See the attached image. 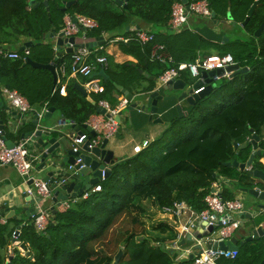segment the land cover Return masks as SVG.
I'll use <instances>...</instances> for the list:
<instances>
[{"label":"trees","instance_id":"1","mask_svg":"<svg viewBox=\"0 0 264 264\" xmlns=\"http://www.w3.org/2000/svg\"><path fill=\"white\" fill-rule=\"evenodd\" d=\"M30 1L0 0V45L16 46L22 37H32L36 41L31 48L34 49L45 37V29L52 26L58 31L59 27L54 26L56 20L62 19L65 14L59 9L62 6L60 2L52 4L53 7L49 3L48 16L42 0H33L34 4ZM39 1L40 5L34 8ZM207 1L217 20H221L220 16L226 18L230 3L231 28L233 24L239 27L255 2L213 0L214 7L211 0ZM113 3L81 0L67 12L97 22V29L86 34L88 38H95L97 43L103 40L102 34L124 24L127 14L151 25L165 26L173 1L128 0L126 9H116ZM263 22L264 0H258L249 21L242 28L247 38H240L232 31L226 33L228 42L217 46L218 49L227 45L233 47L234 52L226 54L249 71L226 79L215 87L210 95L190 107L184 118L172 122L164 137L133 157L113 164L108 177L99 184L101 191L89 192L87 199L75 200L64 212L53 208L50 211L51 221L44 233L38 234L30 223L24 224L17 238L18 245L11 254L3 250L6 247L4 231L7 226L0 225V264H112L120 249L122 255L118 264H173V254L164 249L163 244L168 239H175L176 234L162 222L153 224L149 229L145 227L149 208L144 203L148 202L151 207L164 212L174 203L185 202L195 211H200L204 208L203 200L210 192L211 184L219 177L238 180L237 168L225 164L247 162L252 153L251 147H239L248 143L252 135L258 136L264 122V29L258 38L253 36ZM155 35L154 42L165 46L173 63L150 61L148 56L151 55L152 45L142 46L135 36L127 44H120L125 54L138 58L136 66L150 76L157 78L166 69L195 60L194 52L189 50L187 53L169 44L167 36L161 38ZM88 47L94 49L92 44ZM99 54L106 55L103 51ZM106 56L108 68L104 70L106 80L103 79V86L105 91L110 88L122 96L113 85L118 84L114 75L118 74V68L124 69L127 64L122 68L114 64L109 55ZM70 61V55L52 58L56 69L61 64L66 66L63 75L58 73L55 89L47 97V107L60 110L65 119L81 127L95 114L97 105L75 89V81L70 79ZM22 65L21 60L9 61L0 55V76L3 70L16 73ZM61 86H64V95H60ZM91 98L98 103L97 98ZM258 149L264 150L263 142H258ZM259 158H254L251 169L264 172ZM13 232L15 230L9 231L11 239ZM153 232H158L160 236H154ZM252 243L250 264H260L264 242ZM21 246L23 250L19 249Z\"/></svg>","mask_w":264,"mask_h":264},{"label":"crops","instance_id":"2","mask_svg":"<svg viewBox=\"0 0 264 264\" xmlns=\"http://www.w3.org/2000/svg\"><path fill=\"white\" fill-rule=\"evenodd\" d=\"M107 1L111 2L109 0H106V2ZM113 7L116 9L122 8L121 6L117 4H114ZM74 15H78V14L70 13L66 11L62 19L58 18L54 26L57 25L59 28H58V31L55 30V32L61 33L64 18L66 16H74ZM189 19L190 17L188 18L187 23L182 28V31H184V28L186 26H188ZM208 19L211 21V24H213V26L211 28L212 29L211 31L209 29H206L205 31H206V35L210 37L209 39L213 41V43L218 42L219 43L218 45L226 44L228 41L223 43L222 42L223 37L228 38V35L226 33H229L232 31L236 32L240 38H243V39L247 38V34L243 31L240 24H239V27L234 26L233 28H231L229 26L230 21H228L227 18H223V16H220L221 20H217L214 17H211ZM52 29H55V28L51 26L49 29H45L46 30L45 35L50 34ZM136 30H142V31L152 33L155 37H156L155 34L158 33V35H160L161 38H164L167 36V30L172 31V29L168 26V22L165 26L159 27V26L148 24L142 19L138 18L137 16L127 14V18L124 24H122L120 27H117L111 31H108L102 34L103 40L101 41L99 40L97 41V43L95 41V38H88V36L86 35L90 31H86V32L81 31L79 34H77L74 37L75 47H76L74 49L76 50L82 47H86L87 49H89L88 44L93 45L92 48L94 49L93 50L89 49L90 50V54L88 56L89 61L93 62L97 56H100L99 52L103 51L106 55H109V57L111 58L114 64L121 66V67L122 65L127 64V66L124 69L118 68L116 72L118 74H115L114 76L118 82V84L116 85L121 86L123 89L128 91L130 95L134 96L135 100L138 99L137 98L138 95H148V93L154 90L155 85L157 84L161 85L158 80L159 76L157 78H155L154 76H150L141 67H137L136 65L138 64V58L135 55L132 56V55L125 54L120 48V44H127L130 41V39L135 35ZM27 42H32V44H34V42L36 41H34V38L32 37L31 38L22 37L21 42L18 43L16 46L0 45V49H2L4 52H7V53H17L18 55L22 56L23 51H20V48L22 47L24 43H27ZM153 44H160V43L156 41ZM153 44H149V45H152L153 47ZM38 45L40 46L34 49H31L32 46L27 48L29 49V55L26 58H30L32 61L39 63V64H43V65L51 63L52 58L53 57L56 58L57 56V52L55 51L56 40L44 37L41 39L40 44ZM161 45L163 44L161 43ZM216 48L218 49V47ZM73 53L74 52L68 53V54H65L64 56L70 55V59H71ZM167 54L171 56L170 53H167ZM195 54H196V58L205 57V56L210 55V54L208 55L202 54V56H200L201 52H196ZM0 55L6 60L15 61L13 59L4 57L2 54ZM106 55H102V56H105L107 58ZM214 55H217V54H214ZM148 58L150 60V54ZM22 62L24 63V61ZM179 64H182V63H179ZM96 68L97 69L95 73L93 74V77L99 84L102 95H99L101 92L99 93L87 92L85 89L87 79L84 77L71 75L70 79H73L75 81V85H74L75 89L78 90L77 87H82L87 93V99L92 104L97 105V103L91 98V96H94L95 98L98 99L97 100L98 102L99 100L100 101L103 100V101H106L112 107L117 106L118 102L123 98V95L122 94H121L122 96L118 95L116 91H113L110 88L105 91V88L103 86L104 77L99 76V72L102 69L97 66ZM107 68H108V60H107V67L104 70H106ZM55 72H56V67H55ZM151 77L154 79L153 81L150 80ZM179 79L183 80L181 76ZM226 79H229V78L227 77ZM105 80L106 79H104V81ZM56 83H54L53 76L50 73V71L46 69H42V68L36 69L29 65H22V68L17 70L16 73L11 72L10 70L9 71L3 70V74L2 76H0V89L7 88V89L16 90L27 100L32 110V113L22 115L14 110H11L10 108L8 109L6 102L0 96V101L3 103L4 107H7L8 112L12 116L11 119L4 120V125H5L4 137L6 138L7 141H10L14 144L19 143L20 141H24L19 138L20 134L27 133L29 131H33L36 128H38L37 126L32 124L33 115L34 113H40L43 110L44 106L48 104L47 97L52 95V90L55 87ZM21 91H23V94L21 93ZM64 94L65 92L60 95H64ZM178 94L179 93L177 91H172L171 93H169V95H175V96ZM135 100H133V102ZM176 105H180L182 109V113L186 115L191 109L190 108L191 106H189L184 101L180 103H178L177 101H173V100L168 101V102L159 101L158 102V107H159L158 113L153 116L152 121H149L148 120L149 114L140 113L139 108H137V110H134L133 112H127L125 110L127 106L123 108L122 117H121V121L119 125L120 133L118 135L116 134L113 138L108 139L107 145L105 147L107 150H110L113 152V160H114L113 164L133 157L136 154L134 152L135 147L142 146L144 143H147V146H148L152 144L153 142L157 141L158 139H160L161 137H164V134L169 129L170 124L174 122L175 120L179 119L177 111L175 109ZM54 109H55V112L52 113V116L50 117V119L40 120L39 122L40 128L43 129V131L52 132L51 137H57L59 131L64 133L65 135L74 136L76 134V132H74L75 129L71 127V124H66L64 123V121H62L63 120L62 118L64 117L62 113L60 112V110L56 108ZM97 115H100V114L95 112V114H93L89 118L88 121L94 119L95 117H97ZM158 119H161L162 122H154ZM64 120L69 121L65 118ZM10 122H12L13 125L15 126L16 131H17L16 133L12 132L11 128L13 126H8V123ZM74 125L76 126V129L78 131L82 133L87 132V130L84 128L86 124H84L81 127L76 124ZM258 137H259V141L264 143V122L259 129ZM67 142L70 144L69 139H67ZM252 151L253 150L251 148V152ZM32 154L34 155V153ZM258 162L264 167V158L260 157ZM252 165H253V162H252ZM35 168H37L36 162H35ZM251 168H250V171L253 170ZM248 171L249 170L247 169H245L244 171H240L239 169H237V174H238L237 181L228 180L222 177H219L217 179V181L221 183V194L224 198L241 200L242 205H243V211L240 215L237 216V219L239 220L240 224L245 221L246 215L261 213V211L256 210L254 207L252 209V207L249 205L250 202H252V199L249 197V195H247V193H244L241 190L242 188H253L254 186L253 185L251 186V183L253 184L257 182L255 179H251L248 173L246 175V172ZM35 172H34L33 177L36 178L35 174H40L42 176L38 177L37 179L43 178V173L37 172V171ZM63 173L67 176L73 174L72 172L68 171V165H65L63 169ZM26 190H27V184L22 183V179L19 177L18 173L13 167L0 166V200L12 199L15 196L25 193ZM33 199L35 200V204L32 206V208L34 209L35 212L39 210L52 211L53 208L55 209L58 208V205L53 203L50 198H42V197L35 196ZM144 204L149 208L148 209L149 216L150 215L155 216V220L157 221V223H161V222L165 223L166 225L171 227L173 229L172 231L176 234L175 239L173 240L168 239L163 244L164 249L170 251L173 254V258H174L173 263L174 264H188L190 255L193 252L196 253V250L194 248V245L196 244V242L194 241L189 242L183 238L178 239V233L180 229L175 223L176 221L171 217V215L169 213L156 210V208L151 207L148 202H145ZM16 215H18V212L16 213ZM31 220H32L31 217L27 218L23 216L21 221H17L13 219L8 220L6 222L1 221L3 225L7 226L6 231H4V233L6 232L5 234L6 247L3 249L4 251H8V254L9 253L11 254L12 249L15 248L16 246L13 243V239H11V236L9 235V231L16 230L17 227L19 226H20V231H21V228L24 224L26 223L31 224ZM184 222H185V218L183 217L180 219L179 224L182 225ZM194 227H195V231L200 233L203 229V223H200V222L196 224L194 223ZM234 234H235L234 236H236L237 239H239L240 233L238 232V229L235 231ZM153 235L160 236L158 232H153ZM166 235L167 234H164V236ZM175 242H177L176 245L174 244ZM252 245L253 243L246 244L238 250L237 259L234 262L235 264H250V261L252 260V256L249 251ZM262 262H264V254H262V257L260 258V264H262ZM226 263L227 262L225 260L223 261L221 260L219 262V264H226Z\"/></svg>","mask_w":264,"mask_h":264},{"label":"built area","instance_id":"3","mask_svg":"<svg viewBox=\"0 0 264 264\" xmlns=\"http://www.w3.org/2000/svg\"><path fill=\"white\" fill-rule=\"evenodd\" d=\"M212 9L207 0L188 1L187 7L180 0H173L170 17L168 20V26L172 30L177 32L182 30L184 25L187 23L188 18L191 16H201L211 18ZM98 24L95 20L88 18L83 15L66 16L64 18L63 27L61 33L64 37L70 38L75 37L81 31H91L96 29ZM135 39L142 45L146 46L154 43V35L152 33L136 30ZM0 54L4 57L13 60L25 61L29 55V49L23 50V55L17 53H7L0 49ZM90 50L86 47H82L76 50L71 57L70 71L72 76H80L87 79L85 89L87 92L99 93L101 88L93 74L96 71V66L104 70L107 67V59L105 56H97L93 62L88 60ZM151 61H156L161 64L173 63V59L169 54L166 53L165 47L161 44H153L152 52L150 55ZM234 59L230 54L226 55H208L205 57H198L192 63H182L175 67L166 69L158 78L160 84H166L170 81H175L180 78L181 73L188 72L190 76L197 81L201 79L202 72H210L219 69H225L230 65H234ZM58 73L63 75L65 73V64H61L56 69L57 82ZM228 77V74L225 75ZM214 80H218L216 77ZM192 85H188V89ZM204 87H200L192 91V95L199 94ZM60 94L64 93V86L60 87ZM0 96L6 102L8 109L14 110L22 115L32 113L31 107L27 100L16 90L2 88L0 89ZM128 101L123 97L117 104L112 107L106 101H99L97 106L105 110V114L97 115L94 119L87 121L88 126L94 133L95 136H91L89 132H83L80 136H72L70 141V147L73 152L77 153L81 150V147L85 142H89L88 148L91 150L95 147H100L103 140L113 138L118 131V122L116 120L118 113L122 111L128 105ZM47 112V105L44 106L40 113H35L39 119H42L43 115ZM12 132L16 133V128L13 126ZM147 147V143L142 146L135 147L134 152L137 154L142 149ZM31 141L24 140L14 144L12 148L6 146L3 140L2 132L0 131V166H11L18 173L22 179L23 184H27L26 194L32 198L35 196L42 198H50L51 193L48 190V183L42 179L33 177L35 168V160H31L32 156ZM81 163V159L77 157L74 165L68 166V171L72 172L76 165ZM82 168V166L80 167ZM101 181L91 187L90 190L85 191L80 197L68 199L62 201L58 206L57 210L60 212L66 211L70 204L75 200L82 198L87 199L89 192H99L101 188L99 184L104 180V170L101 171ZM29 181H32L28 185ZM204 208L200 211H195L185 202H177L172 205L171 208L165 209L164 212L169 213L171 217L176 221L175 223L179 227L178 239H186L188 236H192L195 232L194 223H203V229L200 233L205 231L208 227L214 228V233L211 236L212 243L229 242L235 231L239 228V220L237 216L243 211V205L239 199H224L221 195V183L215 181L210 186V192L204 197L203 200ZM185 218V222L180 225L179 221L181 218ZM31 225L34 231L38 234L44 233L51 221L50 210H39L31 216ZM4 223V222H3ZM20 233V232H19ZM16 236L18 238L19 236ZM15 237V232H13ZM16 246L18 242L14 243ZM175 245L177 242L174 243ZM201 247V250H196V253H192V259L189 260L188 264H219L221 260H225L226 264H235L237 259L238 251L235 250H213L212 248L207 249L202 246L201 242H197L194 245Z\"/></svg>","mask_w":264,"mask_h":264},{"label":"water","instance_id":"4","mask_svg":"<svg viewBox=\"0 0 264 264\" xmlns=\"http://www.w3.org/2000/svg\"><path fill=\"white\" fill-rule=\"evenodd\" d=\"M81 0H70L63 1L59 0L62 8H59L62 13H65L68 9L74 6L77 2ZM106 1V0H100ZM114 2L115 4L127 8L128 0H109ZM172 1V0H170ZM187 7V0H180ZM56 0H43L41 4L45 7L47 11V15L49 16V3L55 4ZM57 3V2H56ZM30 4H34V1H30ZM258 4V0H256L249 8L245 20L240 24L243 28L247 22L249 21L250 16L252 15L254 9ZM40 2L35 3L34 8L38 7ZM230 3H228V11H227V20L231 21V15L229 12ZM211 17H214L212 15ZM224 22V21H223ZM222 23V22H221ZM235 26V24H233ZM264 29V22L261 26L254 32L253 36L258 38ZM45 38L55 39L56 40V48L57 52L56 58L64 56L65 54L76 52L75 47V38L70 37L66 38L62 33H56L54 29L51 30L50 34L45 35ZM228 41L227 37H223L222 42L225 43ZM33 46L32 42H27L22 45L20 51H23L26 48ZM67 46V47H66ZM23 65H29L36 69H46L50 71L53 76V81L56 83L57 74L55 72V63L51 62L49 64L43 65L32 61L30 58H26ZM249 71L247 67L241 68L238 64L230 65L225 69L214 70L210 72H202L201 79L197 81L195 84L188 89V85L181 79H177L175 81H170L166 84H157L152 92L148 93V95H138L137 100L134 99V96L130 95L128 91L123 89L121 86L113 84L115 89L119 91L123 97H125L129 103L126 107L127 112H133L139 108L140 113H148L149 121L153 120V116L158 113L159 107L158 102H168V101H177L178 103L184 101L189 106L194 107L198 102L206 98L216 87L215 82L219 79L225 77L228 74V78L231 79L235 75L245 74ZM141 72V71H139ZM105 73L103 70H100L99 76L104 77ZM218 80H214V78ZM151 81L154 79L151 77ZM205 88L197 95H192V91L196 90L200 87ZM78 90L84 95L87 96L86 91L82 87H77ZM172 91H177L178 95H169ZM147 96V97H146ZM133 100H135L133 102ZM175 109L178 114V118L182 119L186 116V114L182 113V109L180 105H176ZM55 112L54 108H47V112L43 115L42 119L48 120L52 116V113ZM167 112V111H166ZM96 113L105 114V110L96 107ZM11 114L8 112L7 107L3 106V103L0 101V131L3 135V140L6 143L8 148H12L14 143L7 141L4 137V120L11 119ZM122 117V111L118 113L116 118L118 122V126L120 125ZM64 123L71 124V127L76 132V136H80L82 132L76 129V126L70 121H65L62 118ZM39 119L36 114L33 115L32 124L37 126L33 131H29L27 133H22L19 135L21 140H29L31 141V150L34 155L30 157L31 160H35L37 163V172L43 173L42 180L48 183V190L52 193L51 200L53 203L58 206L62 201H66L72 198L80 197L85 191H88L94 185L98 184L101 181V171L104 170V179L108 177L111 172V166L114 163L113 160V152L107 150L105 147L107 145L108 140L104 139L100 147H95L93 149H89V142H85L81 147V150L77 153L73 152L67 139H70L73 135H65L62 132H58L57 137H51V133L49 131H43L40 128ZM154 122H162L161 119H158ZM63 125V124H61ZM8 126H14L12 122L8 123ZM87 132L90 133L91 136H95V133L88 127L84 126ZM17 132V131H16ZM120 133V128H118L117 135ZM259 137L257 135H252L251 140L241 145L239 148H245L247 146L252 148V153L250 154L247 162L245 164H239L236 161L231 163H226L225 166H232L234 168L239 169L240 171H244L245 169L249 170V176L251 179H255L257 182L251 183L253 188H242V192L247 193L249 197L252 199L250 202V206L261 211L260 214H248L245 216V221L239 225L238 232L239 239L236 236L229 242H219L212 243L211 236L214 233L213 227H208L202 233H198L195 231L192 236H188L186 241H194L201 242L202 246H205L207 249L212 248L213 250H235L238 251L241 247L248 243L252 242H264V172L262 170H252L250 168L252 166V162L255 157L264 158V151L258 149ZM237 148L238 146L235 145ZM79 157L81 159V163L76 165L73 174L65 175L63 173V169L65 165H74L75 159ZM82 166V168H80ZM32 181H29L28 185H30ZM35 204V200L28 196L26 193H22L21 195L15 196L12 199H3L0 200V225H3L1 221L8 220H17L21 221L22 217L25 216L27 218L33 216L35 214L32 206ZM18 212V215L16 213ZM20 231V226L15 230V237H13V243L17 242L16 236ZM235 235V234H234ZM185 241V240H184ZM183 241V242H184ZM23 250V247H20ZM195 250H201L199 245H196ZM122 255V250L120 249L116 255L114 256V260L112 264H118L120 257ZM193 255H190L189 260H191ZM264 262H262L263 264ZM109 264V263H105Z\"/></svg>","mask_w":264,"mask_h":264},{"label":"rangeland","instance_id":"5","mask_svg":"<svg viewBox=\"0 0 264 264\" xmlns=\"http://www.w3.org/2000/svg\"><path fill=\"white\" fill-rule=\"evenodd\" d=\"M189 1H197V0H189ZM211 1L213 3V0ZM56 2L59 3V0H56ZM50 6H52V3L50 4ZM213 6L215 7L214 3ZM60 8H62V6ZM212 26L213 24H211V21L207 17L191 16L188 22V26L184 28V31L180 30L177 32L176 30H172V31L167 30L166 41L169 44H173L177 48L186 50L187 53L189 52V50L195 53L201 52L200 56H202V54L221 55L223 53L225 54L233 53L234 48L231 47L230 45L224 46L221 49L216 48L219 43L218 42L213 43V41L209 39L210 37L206 35V31H205L206 29H209L211 31ZM181 77L187 85H193L197 82V80L190 77V75L187 72L182 73ZM225 80L226 78L223 77L218 81H216L215 82L216 87L222 84ZM35 176L36 178H38L41 177L42 175L35 174ZM155 223H157V221L155 220V216L150 215L145 220V227L150 228Z\"/></svg>","mask_w":264,"mask_h":264},{"label":"flooded vegetation","instance_id":"6","mask_svg":"<svg viewBox=\"0 0 264 264\" xmlns=\"http://www.w3.org/2000/svg\"><path fill=\"white\" fill-rule=\"evenodd\" d=\"M42 1H43V0H42ZM42 1H41V2H42ZM63 1H65V0H63ZM66 1H70V0H66ZM39 2H40V1H39Z\"/></svg>","mask_w":264,"mask_h":264}]
</instances>
